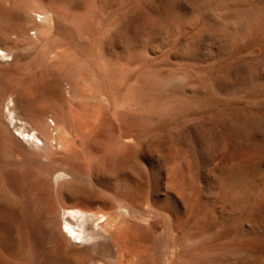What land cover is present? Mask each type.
Instances as JSON below:
<instances>
[{"label":"rangeland","instance_id":"374dc122","mask_svg":"<svg viewBox=\"0 0 264 264\" xmlns=\"http://www.w3.org/2000/svg\"><path fill=\"white\" fill-rule=\"evenodd\" d=\"M33 108L57 141L26 139ZM0 117L21 138L0 125V264H37L4 180L20 163L101 216L72 246L86 264H264V0H0Z\"/></svg>","mask_w":264,"mask_h":264},{"label":"bare ground","instance_id":"6f19581e","mask_svg":"<svg viewBox=\"0 0 264 264\" xmlns=\"http://www.w3.org/2000/svg\"><path fill=\"white\" fill-rule=\"evenodd\" d=\"M8 102H9L8 103V115L10 117V122H13V123L15 122V125H19L17 121L18 117L16 116L17 114L16 107H21L23 102L25 105H27L29 103V98L27 97L17 98V99L10 98ZM33 111L35 112L34 113L35 118L33 119L37 120L36 122L39 126H38V130L36 133L28 132L26 135V137L28 138L26 139L30 141V144L31 142L35 143V141L41 140V143L43 145H46V144L48 145L50 143L52 144L54 141H57L58 136L54 132V130H55V127H57L58 123L55 121V127L53 128L52 125L48 124L47 122L43 120L44 115H43L42 110L40 109L36 110V108L35 109L33 108ZM0 125L4 127L5 134L7 137L9 136L10 138L16 139L17 141H21L20 137H17L10 133L11 131H9V124L5 122V120L2 119L1 117H0ZM24 126L26 125L24 124ZM25 132H26L25 129L21 131V134L24 135L23 138H25V134H26ZM41 137H43V139ZM89 140L91 141V145L90 144L89 145L95 149V147L98 145V141L95 140V138H93L92 140L91 139ZM60 148L63 149L62 145ZM59 149H57V151ZM62 149L60 150L63 156H65V158L67 159L69 158L70 160L71 157H68L65 151V147H64V150ZM31 153L35 154L37 152H35V150L34 152L31 150ZM48 153H45V154L48 155ZM22 159L23 158H21V160ZM36 159L41 160V156H38L37 154ZM20 164L21 165L17 164L18 166H15L13 167V169L9 170L4 176L5 179L4 178L3 179L5 180V183L9 186V188L12 189L13 193L16 195V197L19 200V210H18L20 212L19 223L21 224V227L24 226L26 228V234L24 236L26 238L24 242L27 248H29L30 251L32 252V257L35 259L37 264H86L84 260L77 258V253L73 251L72 246H77L82 243L96 242L101 237L102 228H101L100 222L97 225H95V222L101 216L95 217L96 214L90 213L79 206H67L66 208L62 207L63 204L60 205L53 195V191H52L53 185L50 182L48 177L42 175L43 177H39L38 181L34 180L36 165L38 163H36L35 166L22 165V163ZM42 165L43 164H41L40 166L38 165V167H41ZM78 166H79L78 164L70 163L68 166H64L60 169H57V172L55 173V176H54L55 180L58 182L59 180H63L65 178H68L69 176L73 178L78 177L80 175V170ZM49 173H51V171ZM37 182L41 183L45 187L44 191H42L41 193L40 192L37 193V196L39 198H45L46 200L45 204L42 202H38L36 206L34 205L36 217L37 219H40L41 224L40 222L38 223V221H35L36 219L35 215H33L32 213V208H34L30 200L31 199L30 192L32 190L29 192V194L25 192L27 191L26 189L27 187L31 189H36ZM32 202H33V199H32ZM26 216H28V219ZM34 221L37 222V224L41 225V226L39 225L40 229L35 227ZM60 222L61 224L64 223L65 225L64 228L63 227L61 229L59 228ZM45 223L51 224L49 229L44 228L43 224ZM37 224L36 226H38ZM24 227H23V230L25 229ZM92 264H109V263L105 260H99Z\"/></svg>","mask_w":264,"mask_h":264}]
</instances>
